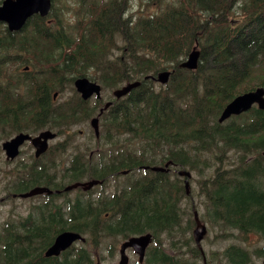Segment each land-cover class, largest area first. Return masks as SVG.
<instances>
[{
    "label": "trees",
    "instance_id": "1",
    "mask_svg": "<svg viewBox=\"0 0 264 264\" xmlns=\"http://www.w3.org/2000/svg\"><path fill=\"white\" fill-rule=\"evenodd\" d=\"M130 8V0H79L77 8L66 4L62 12L74 10L76 22L65 29L57 12L61 7L53 4L50 17L57 21L49 31L44 19L35 18L22 39L48 43L49 53L39 45L37 50L49 72L44 79L19 77L18 83L30 88L26 93L21 86L17 94L5 92L13 89L12 78L2 86L1 134L48 128L68 135L69 143V129L88 123L109 95L82 99L76 78L88 77L106 90L136 80L141 84L114 99L101 115V134L124 150L92 159V150L53 146L43 158L32 155L12 178L0 172V203L20 200L13 193L38 185L63 190L68 184L102 180L99 188L105 190L108 179L115 180L111 193L104 192L99 201L94 200L96 189L43 195L45 203L32 212L34 220L31 213L25 218L17 214V220L0 223V264H99L101 244L114 257L116 239L149 232L153 242L143 264H198L204 259L193 236L194 210H199L192 188L186 192L178 173L183 169L205 177L201 186L208 221L240 241L220 253L226 264H252L253 255L264 258V246L251 249L248 243L252 233L264 242V110L254 106L219 122L237 95L264 87V0H173L159 13L138 16ZM12 40L1 31L0 42ZM194 47L201 51L198 69L182 68ZM170 68L167 85L157 88L145 79ZM65 82L74 93L60 102ZM167 163L177 169L176 179L169 176L172 169H144ZM72 192L77 196L71 199ZM183 217L189 223L183 228L190 229L188 239L182 237ZM64 230L81 232L87 240L46 258V249ZM184 246L193 260L169 253Z\"/></svg>",
    "mask_w": 264,
    "mask_h": 264
},
{
    "label": "water",
    "instance_id": "2",
    "mask_svg": "<svg viewBox=\"0 0 264 264\" xmlns=\"http://www.w3.org/2000/svg\"><path fill=\"white\" fill-rule=\"evenodd\" d=\"M52 6V0H4L0 6V21L5 22L8 25L10 31H19L34 15H40L42 17L48 16ZM200 57L201 51L194 47L193 50L188 54L187 58L180 64V66L189 70H197L200 63ZM172 73V70L166 69L158 72L156 76L147 75L146 79L151 78L162 85H167L171 79ZM74 84L77 91L81 94L84 100H88L94 95H96L97 98H101L102 96V85L97 81L90 80L87 77H78L74 81ZM140 84V81L128 83L125 86L116 89L114 91V95L117 98L125 97L132 90L139 87ZM111 103L112 102H108L105 104V106L100 111V115L102 112H104V110L108 109ZM255 105H258L260 110H264L263 86L241 93L232 99L222 111L219 117V122L223 123L233 115L238 116L248 112ZM99 122L100 116H96L91 120V126L93 127L97 137L100 135ZM56 137L57 133L50 129L42 131L36 136L21 133L12 140L4 143V148L7 151L8 157L14 159L19 154L20 145H22L25 140H31L33 146L36 148V157H39L49 149V141L55 139ZM170 164L171 163H167L165 166H153L151 169L156 172H167L169 170ZM145 168L148 169L149 167L146 166ZM179 175L185 177L186 192L190 193V179L192 178V173L187 169H183L179 170ZM99 182L100 181L97 180H91L85 183H76L67 186L65 190L69 191L79 186H82L85 190H89ZM42 193L52 194L53 190L49 187L37 186L25 193H22L20 196L23 198H28ZM194 216L196 227L193 234L198 247L203 252L202 241L207 234V226L200 220L199 212L197 210H194ZM80 240L83 242L86 241V238L80 232L72 230L61 231L59 234H57L53 243L46 249L45 256L46 258L58 257L62 252L66 251L75 242ZM152 242L153 234L150 232L129 237L121 244L120 260L117 264H129L130 256L128 255L127 250L130 248L133 249V251L139 256L140 263H143L148 247L152 244Z\"/></svg>",
    "mask_w": 264,
    "mask_h": 264
},
{
    "label": "rangeland",
    "instance_id": "3",
    "mask_svg": "<svg viewBox=\"0 0 264 264\" xmlns=\"http://www.w3.org/2000/svg\"><path fill=\"white\" fill-rule=\"evenodd\" d=\"M79 0H54V4H57V6L61 7V10H57V12H61V19L63 20L65 24V29H67L69 26L73 25L76 22V16L74 10H65L62 12V7L66 4H69L72 6V8H77ZM173 0H130L131 3V13H134V16L138 15H151L154 13H159L166 4L172 2ZM89 2V1H88ZM1 31H3L2 25H0V34ZM71 35H76L75 31L73 29H69L68 31ZM171 69V68H170ZM156 87L159 88L160 84H156ZM114 89L108 88L103 89L104 96L106 94H111ZM63 94L59 96L58 101L62 102L68 98L73 97V89L71 85L68 82H65L63 85ZM107 100V98H106ZM100 131L102 132V119H100ZM70 134L73 135L72 139L69 141V144L66 146L69 149H73L75 147H79L80 149H88L92 150L94 152L99 153H111L114 150L121 148L124 150L122 146L114 139L113 141H109L103 134H101L99 139H96L92 136L94 133L93 128H89L88 124H78L74 125L70 129ZM61 137L55 139L54 141H51L50 144L53 145L57 143ZM68 139V135H65L63 138L64 142ZM140 149L141 146H138ZM28 153H25L22 157V160H27L30 156V150L27 151ZM34 153V150H33ZM35 158L36 154L34 155ZM94 158H97V153L94 154ZM31 156H30V162H31ZM2 168H0V172L5 175L7 170H10L14 165V163H11L9 165H6L5 163H0ZM176 168H172L171 172L169 173V176L171 180L176 179L178 174H175ZM192 172V179H191V188L193 190L195 200L194 202L198 205V210L200 212V215H203L202 222L207 225L208 232L202 242L204 249L207 252V258L210 261L211 264H219L218 260L220 259L222 261V264H226L223 257H221L220 253L232 242H240L239 239L233 238L229 239L225 236V230L218 226L211 224L207 217H206V198L202 192V186L201 183L205 177L199 175L196 171L190 170ZM7 180V178L5 177ZM121 182H126L125 179L121 178ZM110 189V187H109ZM77 196L76 192H72L69 195V198H75ZM43 199V198H42ZM40 199V200H42ZM36 203L32 200H9L4 203H0V223L5 222L7 219H14L17 220L19 217L17 214L23 218H25L28 214L34 213L37 210L34 209L33 205ZM189 223L185 217L181 220V229L183 231L182 237H185L188 239L190 237V229L183 230L184 227L188 226ZM123 238H118L115 240L114 247L116 250L115 256L110 257L105 249V243L101 244L97 249L96 252L100 253L101 255L104 254V257L101 259L100 256H98L100 264H117L120 260V247L121 244L124 242ZM248 243L250 244V248L254 249L257 246H264V242L261 241L260 236L256 233H252L248 237ZM80 243H76L75 246H79ZM65 252V251H64ZM128 255L130 256V263L133 264L138 260V256L132 251L128 250ZM175 252H180L183 258H189V260H193L189 257L188 249L186 246L182 247L181 249H169V253L173 254ZM63 253V252H62ZM253 262L252 264H262L263 258H258L253 255ZM198 264H204L203 260H199Z\"/></svg>",
    "mask_w": 264,
    "mask_h": 264
},
{
    "label": "flooded vegetation",
    "instance_id": "4",
    "mask_svg": "<svg viewBox=\"0 0 264 264\" xmlns=\"http://www.w3.org/2000/svg\"><path fill=\"white\" fill-rule=\"evenodd\" d=\"M3 1L4 0H0V6L2 5ZM35 18L44 19L47 32L49 31V28L52 25V23H55L57 21L56 18H51L50 15L45 16V17H42L40 15H34L27 22V24L19 31H10L8 28V25L5 22L0 21V25H2L3 31L6 32L7 34H10L11 37L13 36V40L9 44L5 45L3 42H0V101L2 100V96H3L2 86L8 85L7 81L9 80V78H12L13 89L6 90L5 92L11 93V94H17V90L20 86L25 89V93L30 90L27 84L24 85L23 83H18L19 77H23L27 81H29L30 78L33 76H35L36 79H44L48 75L49 68L45 64H41L43 60H41L40 52L39 50H37V45L45 49L48 43L44 41H40L37 43L32 40H22L27 35L26 33L33 28L32 23ZM58 27L60 28V26ZM44 52L49 53V50L45 49ZM43 130L44 129H41L38 131L30 130V131L17 132L13 129H10L9 134H1V131H0V163H5L6 165H9L15 162V165L10 170L6 171L5 176L10 175L12 178L13 174L18 170V168H20L21 166H25L27 161L29 165L30 156L33 155L34 147H33V143L31 140H25L24 143L20 145L19 147V154L17 155V157L12 159L8 157L7 151L4 148V143L12 140L13 138H15L17 135L21 133L31 134L32 136H35V135L40 134ZM60 137L61 139L57 143L53 145L50 144L49 149H51L53 146H56L58 148L66 147L69 144L68 139L62 142L64 137L63 136H60ZM28 150H30V153H31L29 158L27 160H22L23 155L25 153H28L27 152ZM96 153H97V157L99 158L109 156V154H104V153H99V152H96ZM94 154L95 153H93V155L91 154L90 158L93 159ZM112 179L113 178L110 177L108 179L109 182L112 181ZM109 182L106 183L105 190L101 188H98L95 190L94 192L95 201L101 200L104 192L106 194L109 193V191L106 190L107 184H109ZM38 186H42V185H38ZM35 187L37 186H34L30 188L29 190ZM25 192H16V193H13V195L20 196L22 193H25ZM22 199H27V200H32V201L36 200V203H34V205H37V207H34V209L36 210H38L39 206L45 203V198L43 197V194H36L35 196L28 197V198H22ZM34 217H35V214L31 213V220H34Z\"/></svg>",
    "mask_w": 264,
    "mask_h": 264
}]
</instances>
